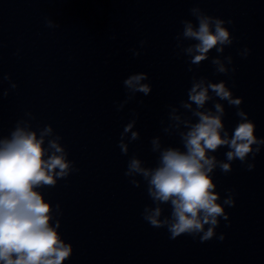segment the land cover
I'll list each match as a JSON object with an SVG mask.
<instances>
[{"label":"water","instance_id":"1","mask_svg":"<svg viewBox=\"0 0 264 264\" xmlns=\"http://www.w3.org/2000/svg\"><path fill=\"white\" fill-rule=\"evenodd\" d=\"M197 6L233 21L225 25L234 42L224 55L233 57L234 73L217 74L210 59L189 72L188 58L177 55L180 22L195 23L189 10ZM45 18L59 27H47ZM245 47L247 58L239 54ZM216 55L213 49L210 58ZM138 72L148 74L152 92L136 94L117 111L126 99L123 80ZM0 74L17 84L14 90L7 80L0 84V91L9 90L0 98V135L30 112L33 129L52 125L79 169L55 188L40 189L61 207L59 232L73 246L64 264H264V148L252 171L238 160L228 174L215 170L216 190L223 198L231 189L235 199L226 207L230 226L221 220L216 229L225 234L222 242L187 235L172 240L166 229L151 227L141 216L151 204L145 185L136 188L124 175L132 154L145 166L156 165L155 136L163 146L182 147L179 136L163 128L167 106L187 99L193 75L226 81L243 98L240 107L256 124V136L264 138V0H0ZM221 103L231 133L239 117ZM133 111L140 139L125 156L118 142ZM226 151L215 155L223 160Z\"/></svg>","mask_w":264,"mask_h":264},{"label":"clouds","instance_id":"2","mask_svg":"<svg viewBox=\"0 0 264 264\" xmlns=\"http://www.w3.org/2000/svg\"><path fill=\"white\" fill-rule=\"evenodd\" d=\"M189 11L195 23L182 20V30L175 37L177 55L188 58V71L210 59L217 74L234 73L235 67H230L233 57L224 55L225 48L234 42L225 25L233 21L209 15L198 6ZM45 23L49 28L59 27L48 18ZM145 44L140 41L141 48ZM213 49L217 55L210 58ZM250 51L245 47L239 54L247 58ZM132 52L134 56L141 54L138 49ZM148 79L146 72H138L123 80L126 99L117 104V111H122L136 94L147 96L152 92L151 84L145 82ZM4 80L10 82V90L17 88L10 75L0 74V84ZM8 94L9 90H2L0 98ZM221 101L234 107L239 117L231 133L225 127L226 110ZM209 102L211 108L207 107ZM242 103L243 98L235 97L226 81L213 82L193 75L187 99L178 106H167L163 128L168 135H178L182 147L163 146L161 137L155 136L150 142L151 151L158 154L154 167L145 166L136 154L129 157L124 175L136 188L143 182L151 201L144 206L142 219L153 228L166 229L170 239L182 235L199 238L201 243L225 239V234L217 235L216 229L221 220L230 226L226 207L235 206L234 192L228 189L221 197L213 179L215 170L228 174L238 160L252 171L256 156L264 148V138L256 136V124L240 107ZM25 115L28 119L18 120L7 136L0 135V264H64L71 259L73 246L59 232L61 207L59 203L54 207L40 189L55 188L59 180H66L79 169L68 159L69 153L61 143L63 137L54 132L52 125L34 130L35 117L30 112ZM137 118L138 113L133 111L120 133L118 147L122 155L128 156L129 145L140 139V132L134 130ZM221 148L227 149L223 160L215 155Z\"/></svg>","mask_w":264,"mask_h":264}]
</instances>
